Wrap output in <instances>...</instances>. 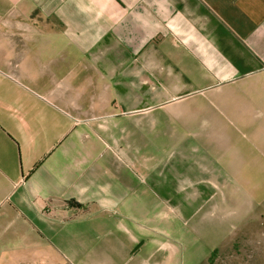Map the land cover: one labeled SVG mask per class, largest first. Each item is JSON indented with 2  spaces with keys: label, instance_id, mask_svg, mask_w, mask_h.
<instances>
[{
  "label": "crops",
  "instance_id": "1",
  "mask_svg": "<svg viewBox=\"0 0 264 264\" xmlns=\"http://www.w3.org/2000/svg\"><path fill=\"white\" fill-rule=\"evenodd\" d=\"M183 100L263 173L227 180L264 182V0H0V264H178L106 139L119 106Z\"/></svg>",
  "mask_w": 264,
  "mask_h": 264
},
{
  "label": "rangeland",
  "instance_id": "2",
  "mask_svg": "<svg viewBox=\"0 0 264 264\" xmlns=\"http://www.w3.org/2000/svg\"><path fill=\"white\" fill-rule=\"evenodd\" d=\"M185 101L134 114L121 113L119 106L106 140L126 162L128 175L143 182L146 208L164 211L175 225L178 264H259L251 254L262 247L255 240L263 238L264 207L256 202L264 182L228 181L225 173H263L221 165L217 135H207L209 124L200 115L187 118Z\"/></svg>",
  "mask_w": 264,
  "mask_h": 264
},
{
  "label": "trees",
  "instance_id": "3",
  "mask_svg": "<svg viewBox=\"0 0 264 264\" xmlns=\"http://www.w3.org/2000/svg\"><path fill=\"white\" fill-rule=\"evenodd\" d=\"M216 252H217V249L215 248V249L212 251L211 255L209 256L210 259H208V261H210L211 258H213V257L216 255Z\"/></svg>",
  "mask_w": 264,
  "mask_h": 264
}]
</instances>
